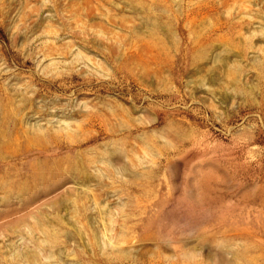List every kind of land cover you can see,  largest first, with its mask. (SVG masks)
Returning <instances> with one entry per match:
<instances>
[{
  "label": "rangeland",
  "instance_id": "374dc122",
  "mask_svg": "<svg viewBox=\"0 0 264 264\" xmlns=\"http://www.w3.org/2000/svg\"><path fill=\"white\" fill-rule=\"evenodd\" d=\"M0 264H264V0H0Z\"/></svg>",
  "mask_w": 264,
  "mask_h": 264
}]
</instances>
